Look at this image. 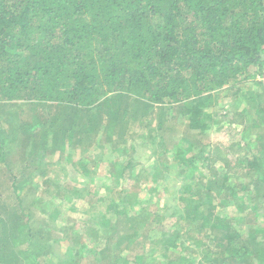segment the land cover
Listing matches in <instances>:
<instances>
[{"label":"trees","instance_id":"obj_1","mask_svg":"<svg viewBox=\"0 0 264 264\" xmlns=\"http://www.w3.org/2000/svg\"><path fill=\"white\" fill-rule=\"evenodd\" d=\"M251 68L256 69L255 74ZM263 74L264 0H0V102L37 103L48 107L50 114L55 104V108L58 105L76 119H80L84 109L90 111L93 119L88 125L93 128L88 135L82 137L83 131L75 135V125L65 131L64 144L74 149L73 154L85 143L89 145L84 150L97 149L100 133L110 132L115 124L108 144L125 141L131 128L129 125L120 134L121 123L135 119L133 114L142 109L138 106L155 109L182 104L190 115L191 106L204 105L225 87L235 88ZM256 99L264 101V89ZM259 112H264V108ZM99 116L103 123L96 118ZM260 121L252 119L255 127L264 131V116ZM48 143L54 146L62 141L53 136ZM2 144L1 159L6 162L5 139ZM63 145L58 147L59 152L64 150ZM175 149L177 155L172 159L180 158L181 178L196 175L198 169L187 159L186 150L182 146ZM134 152L132 149L133 156ZM133 156L121 171L123 174L133 168ZM263 159L264 155L250 160L252 169L258 171L253 184L262 191ZM42 162L46 163L43 159ZM26 165L20 170L19 181L13 175L14 179L4 183V191L13 188L14 192L0 203V264H47L49 255L54 254L50 249L41 259L32 236L24 235L27 230L33 232V213L27 210L23 197L34 189V176L29 171L33 163ZM197 178V186L201 187L210 174L205 177L200 173ZM224 180V192L218 194L225 200L241 191L250 192L251 185L236 189L227 185V177ZM216 183L210 182L203 191L191 189L205 200L192 199L189 205L175 210L181 214L185 229H176L168 246L187 254L186 244L191 242L192 249L200 251V264H264V229L245 232L244 217L228 220L222 210L218 212L213 203ZM189 188L185 186L187 191ZM196 194L189 195L194 198ZM12 196L17 200L16 206L8 201ZM126 199H121L124 206L120 201L115 203L114 213L119 217L116 219L123 217L128 223L133 222L129 235L134 238L140 232L139 238L143 237L145 229H140L139 219L127 209L132 198ZM153 199L150 196L148 203ZM257 208L255 205L245 210ZM99 214L106 218L105 212ZM23 218L28 220L22 226ZM119 232L117 226L114 236ZM122 233L123 245L127 231ZM14 240L19 248L27 242V249H18ZM124 261L130 264L127 257ZM134 262L148 264L140 257ZM189 263L187 256H181L175 264Z\"/></svg>","mask_w":264,"mask_h":264},{"label":"rangeland","instance_id":"obj_2","mask_svg":"<svg viewBox=\"0 0 264 264\" xmlns=\"http://www.w3.org/2000/svg\"><path fill=\"white\" fill-rule=\"evenodd\" d=\"M251 72L255 74L256 69L251 68ZM262 89L258 75H255L235 88L225 87L204 105L191 106L190 115L186 114L182 104H166L155 109L138 106L142 109L133 114L135 119L126 124L119 122L120 134L129 125L131 128L125 141L114 140L108 144L115 124L110 132L100 133L97 140L101 144L94 145L97 149L84 150L89 145L85 143L79 145L74 154V149L64 144L65 131L75 125V135L79 131H83L82 137L88 135L93 128L88 125L93 119L90 111L84 109L80 119H76L58 105L55 108V104H52L50 114L48 107L37 106V103L0 102V203L14 192L13 188L4 191V183L14 179L13 175H17L19 181L20 170L32 161L29 171L34 176V189L23 197L25 206H29L27 210L33 213L30 221L33 232L30 234L27 230L24 235L32 236L41 259L44 260L50 249L54 252L49 255L47 264H126V257L130 264H135L138 257L148 264H167V260L175 264L181 256H187L189 264H200V251L196 247L192 249L193 243L187 242V254L168 246L174 231L185 229L181 214L175 210L189 205L192 199L205 200L191 189L203 191L210 182H217L213 187L216 210H222L228 220L244 217L245 232L264 229V191L253 184L258 171L251 167L253 160L250 162L252 157L264 155V131L252 122V119L260 121L264 116V112H259L264 106L256 105L264 104L256 99ZM141 116L145 119H139ZM96 118L103 123V118ZM53 136L62 143L50 146L48 138ZM3 139L8 156L6 162L1 159ZM61 145L64 150L59 152ZM180 146L200 173L205 177L210 174L204 186H197L198 171L196 175L181 178L180 158L172 159L177 155L175 148ZM117 150L120 151L117 153ZM132 156L136 162L123 174V168ZM200 156L203 157L200 159ZM260 163L264 169V159ZM35 164L36 168H33ZM155 176L161 178L157 184ZM225 177L228 178L227 185H234L236 189L251 185L250 192L241 191L231 199L221 198L218 192H224ZM186 185L190 186L188 191ZM87 192L90 194L85 197ZM184 192L196 196L193 198ZM126 196L132 198L128 200L131 205L127 202L130 215L139 219L142 231L145 229L143 237L139 238L140 232L134 238L129 235L133 222L128 223L123 217L116 219L119 217L114 213V205L120 201L124 206L121 199L127 200ZM150 196L154 201L148 203ZM8 201L14 206L18 204L13 196ZM255 205H258L257 209L245 210ZM100 212H105L106 218H102ZM27 220L23 218L21 225L27 224ZM117 226L121 232L114 236ZM122 231H127L123 245ZM17 243L14 240V245ZM27 246L24 242L17 247L25 250ZM121 249L124 251L119 252ZM1 250L5 251V245Z\"/></svg>","mask_w":264,"mask_h":264},{"label":"built area","instance_id":"obj_3","mask_svg":"<svg viewBox=\"0 0 264 264\" xmlns=\"http://www.w3.org/2000/svg\"><path fill=\"white\" fill-rule=\"evenodd\" d=\"M259 80L262 83V85L264 86V74L259 77Z\"/></svg>","mask_w":264,"mask_h":264},{"label":"crops","instance_id":"obj_4","mask_svg":"<svg viewBox=\"0 0 264 264\" xmlns=\"http://www.w3.org/2000/svg\"><path fill=\"white\" fill-rule=\"evenodd\" d=\"M81 154H82V152H81Z\"/></svg>","mask_w":264,"mask_h":264}]
</instances>
